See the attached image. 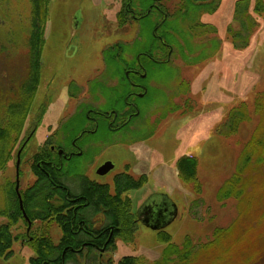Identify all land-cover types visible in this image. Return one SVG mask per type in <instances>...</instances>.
Wrapping results in <instances>:
<instances>
[{
  "label": "rangeland",
  "instance_id": "rangeland-1",
  "mask_svg": "<svg viewBox=\"0 0 264 264\" xmlns=\"http://www.w3.org/2000/svg\"><path fill=\"white\" fill-rule=\"evenodd\" d=\"M234 1L221 0L214 13L201 15V20L214 25L217 32L194 40L208 43L211 37L218 38L222 48L217 55L187 65L178 57L173 59L171 67L178 69L175 75L167 79L164 71H157L151 77L155 82L148 84L147 92L153 91L151 98L138 101L144 112L142 117L135 118L129 129L116 132L101 126L93 136L97 142L92 141L87 154L65 165L68 176H71L65 182L73 193L80 191L77 174L109 184L111 192L114 190V177L122 172L127 171L135 178L141 174L147 176L143 186L123 194L130 197L132 211L137 217L134 240L128 244L116 240V250L104 252L100 258L103 264L109 257L117 262L126 255L142 257L144 264H155L164 246L157 239L158 230L169 232L171 240L177 244L189 236L193 246L198 247L212 239L216 228L227 227L237 215L236 201L232 198L217 201L215 193L232 172L257 117L253 115L252 121L243 122L236 133L226 137L216 132L215 126L225 116L227 104L233 105L240 100L249 102L247 93L250 91L236 88L242 87L241 79L239 75L234 79L230 64L237 63L244 70L257 73L255 85L251 84L253 93L264 89V15L256 18L258 26L251 36L249 49L236 52L226 35L228 25L237 28L231 19ZM250 1L252 3L253 0ZM163 4L166 9L167 6L173 9L175 0H163ZM118 9L119 0H49L40 82L27 126L38 106L44 105V114L20 160L19 189H25L34 181L30 156L36 152L43 138L60 129L82 104L106 107L107 96L103 90L117 85V78L112 76V69L107 73L103 71V52L114 43H133L140 28L136 23L119 27L116 21ZM28 18L27 0H0V78L5 77L3 84L10 79L16 84L26 75ZM130 54L125 52L124 57L131 58ZM175 76L188 85L185 92L174 94ZM93 84L96 85L92 91ZM70 92L75 94L70 96ZM167 96L178 108L170 109L171 102L167 104ZM16 151L17 147L6 168L0 171V208L6 204L3 186L6 182L15 181ZM184 154L197 158L195 181L198 188L195 183H186L178 177L175 164ZM94 157L97 162L111 161L113 168L103 175L97 174V163H91ZM167 199L176 207L173 220L167 221L166 217L149 224L140 218L139 212L146 204L157 206L168 203ZM4 221L0 217V223ZM40 225L35 222L33 227ZM23 231L24 225L20 221L12 228L13 234ZM49 231L56 243L61 235L60 229L52 224ZM13 248L15 254L7 260L0 259V264H28V248L22 249L19 241L13 242ZM256 258L253 264H264V257Z\"/></svg>",
  "mask_w": 264,
  "mask_h": 264
},
{
  "label": "trees",
  "instance_id": "trees-1",
  "mask_svg": "<svg viewBox=\"0 0 264 264\" xmlns=\"http://www.w3.org/2000/svg\"><path fill=\"white\" fill-rule=\"evenodd\" d=\"M27 1L29 18L25 35L26 75L16 84L11 79L3 84L5 77L0 78V171L6 168L16 147V154L20 150L19 157L22 160L23 152L44 114V105L38 106L32 122L27 126L40 82L49 0ZM136 1L119 0L123 7L117 11L116 21L119 27H124L138 22L137 19L133 20L134 13L141 15L138 18L141 19L139 35L129 45L114 43L103 52L106 73L112 69V76L117 78V85L103 90L104 96H107L106 107L80 105L60 129L57 128L53 134L42 139L36 152L30 156L34 181L25 189H18L22 210L30 225L22 216L15 181L6 182L3 186L6 204L0 208V217L5 220L0 223V259L11 258L16 252L13 242L19 241L22 249L29 250L28 264H103L100 258L104 252L116 250V240L126 244L133 242L137 218L132 211L130 197L123 194L143 186L147 176L141 174L135 178L127 171L122 172L114 177V190L111 192L109 184L98 183L77 174L80 191L73 193L65 182L68 178L66 163L58 162L50 145H69L70 139L78 136L79 130L85 128L89 107L101 114H106L109 109L119 115L121 112L126 113L123 110L125 100H131V96L126 97L131 76H126L124 69L134 62L139 61L146 66L147 76L141 79V82L146 83L157 71H164L167 79L168 76L173 77L178 70L171 67L172 60L176 57L186 65L196 64L217 55L222 48L216 37H211L208 43H197L194 40L198 37L206 38L207 34H216L215 26L204 23L201 15L214 13L221 0H175L173 9H168V6L166 9L163 0H139L142 10L134 8ZM153 1L161 2L156 4L154 10L146 13ZM263 15L264 0H253L252 3L250 0L234 1L231 19L237 28L231 25L226 28V35L234 51L242 52L249 47L251 36L258 26L256 18ZM125 52L131 53V58H125ZM149 64L155 66L153 70L149 68ZM230 65L234 79L237 75L241 79L242 87L236 88L250 91L247 93L249 102L240 100L233 105L227 104L226 117L223 115L225 118L215 126V131L223 137L229 136L236 133L243 122L252 121L253 115L257 117L232 172L215 193L217 201L234 199L237 215L227 227L216 228L212 239L198 247L193 246L189 236L181 244H177L171 240L169 232L158 230L157 239L164 246L155 264H249L251 261L253 264L256 257H264V89L253 93L251 84L255 85L257 73L250 69L244 70L237 63ZM175 80L177 84L174 94L185 92L188 86L186 82L177 76ZM94 85L96 84L90 90L93 91ZM100 86L104 89L103 85ZM74 94L75 92L69 93L70 96ZM151 94L153 91L150 89L136 101L150 99ZM169 97L167 96V104L171 102L170 109L175 110L178 107ZM143 115L144 112L140 109L138 115L133 116L125 126L128 127L135 118ZM99 120L98 129L104 126L103 118ZM14 158L16 161V155ZM74 159L76 158L68 161V164ZM197 164L196 157L185 154L175 164L178 177L186 183H195L196 188ZM19 176L18 167V179ZM19 221L24 225V231L13 234L12 228ZM35 222H39L40 227H33ZM52 224H56L61 232L56 243L49 234ZM106 264H144V260L135 255H126L117 262L109 257Z\"/></svg>",
  "mask_w": 264,
  "mask_h": 264
},
{
  "label": "flooded vegetation",
  "instance_id": "flooded-vegetation-1",
  "mask_svg": "<svg viewBox=\"0 0 264 264\" xmlns=\"http://www.w3.org/2000/svg\"><path fill=\"white\" fill-rule=\"evenodd\" d=\"M161 1H153L149 4L148 8L146 9V13L150 12V10H154V8L157 6L156 4H158ZM140 1L137 0L135 2V6L134 8H136V10H142V8L140 7ZM123 4L122 2H119V9H122ZM135 11V9H134ZM133 11V13H134ZM135 14V13H134ZM133 14V20L137 19V23L138 26L140 27V21L138 18H140V16L138 15H134ZM166 15H163V17H165ZM140 32V28L137 31V35ZM135 38V37H134ZM149 68H151L152 70L154 69V65L153 64H149L148 65ZM106 73V64H104V70ZM147 68L146 66L144 67L143 64H140L139 61H136L133 63V65H131L130 67H127L126 69H124V73L126 76H131V78H129V84H130V89L127 92V96H131V100L127 101L125 100V108L123 111H126V113L121 112L120 115L115 112L113 109L110 112H107L106 114H101L99 111L97 110H93L91 108L88 109V115H86V124H85V128H82L81 130H79V134L76 137H73L72 139H70L69 141V145H50V149L57 155L58 158V162L60 164H62V162H65L66 164H68V161H70L72 158H76V157H83L87 154L88 146L92 145L93 142H97V139L94 140L95 137L94 133H96L97 129H98V125L100 124V120L99 118H103V125L105 126V128L108 129V131L111 132H116L119 130H123L124 128L129 129V127L131 125H128V127L125 126V124H127L129 122V120L135 116L138 115V113L140 112V108L138 106V102L136 101L137 98H142L144 96L145 93H147V89L149 87V83L151 82H155L154 78H150L146 83L141 82V79H144L147 76ZM140 79V80H139ZM133 122V121H132ZM153 122V121H151ZM90 127V128H88ZM102 128V127H101ZM88 135L89 137L86 138L85 136ZM96 136V135H95ZM85 137V139H84ZM105 161H100L97 162L95 160V157L91 159V163H97L96 165V171L98 169L99 166H101ZM90 164V163H89ZM97 173V172H96ZM84 177H87L86 175L82 174ZM71 176H68V178ZM75 177V175L73 176ZM88 178V177H87ZM139 216L140 218L146 219L148 221V223L150 224V221H160L163 220L165 217H167V202H163L160 205H152V204H146L144 208H142V210L139 212ZM137 218V217H136ZM57 226V225H56Z\"/></svg>",
  "mask_w": 264,
  "mask_h": 264
},
{
  "label": "water",
  "instance_id": "water-1",
  "mask_svg": "<svg viewBox=\"0 0 264 264\" xmlns=\"http://www.w3.org/2000/svg\"><path fill=\"white\" fill-rule=\"evenodd\" d=\"M20 150L17 152L16 154V162H15V192L17 194V197L19 199V205L20 208L22 210V206H21V199H20V194H19V179H18V167H19V162H20ZM113 168V163L111 161H106L104 162L101 166L98 167L97 169V174L99 175H103L105 173H107L109 170H111ZM169 200V199H167ZM22 216L25 220L28 221V225H30V222L28 220V217L26 216L25 212L22 210ZM176 216V207L175 205L169 200L167 203V221L173 220V218H175ZM166 218V217H165ZM164 218V219H165ZM144 222L148 223V221L146 219H143ZM152 224V223H150Z\"/></svg>",
  "mask_w": 264,
  "mask_h": 264
}]
</instances>
